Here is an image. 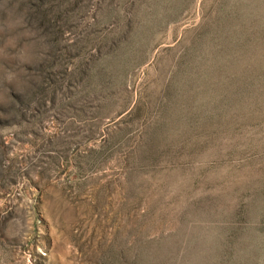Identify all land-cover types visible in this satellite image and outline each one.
Segmentation results:
<instances>
[{"label": "rangeland", "instance_id": "1", "mask_svg": "<svg viewBox=\"0 0 264 264\" xmlns=\"http://www.w3.org/2000/svg\"><path fill=\"white\" fill-rule=\"evenodd\" d=\"M0 264H264V0H0Z\"/></svg>", "mask_w": 264, "mask_h": 264}]
</instances>
